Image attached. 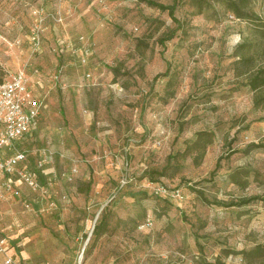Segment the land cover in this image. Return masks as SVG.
<instances>
[{"label":"rangeland","instance_id":"obj_1","mask_svg":"<svg viewBox=\"0 0 264 264\" xmlns=\"http://www.w3.org/2000/svg\"><path fill=\"white\" fill-rule=\"evenodd\" d=\"M27 1L48 14L35 52L27 29L12 45L18 28L0 0V79L24 66L45 108L21 164L44 192L16 175L10 190L0 185V228L26 261L262 264L253 249L264 244V149L247 146L264 142V104L247 75L264 63V0H180L179 24L144 0H65L61 10L57 0ZM38 148L49 150L39 169ZM148 180L178 197L154 194Z\"/></svg>","mask_w":264,"mask_h":264},{"label":"built area","instance_id":"obj_2","mask_svg":"<svg viewBox=\"0 0 264 264\" xmlns=\"http://www.w3.org/2000/svg\"><path fill=\"white\" fill-rule=\"evenodd\" d=\"M65 0H57L56 7L66 9ZM29 13L33 16V20L29 24L26 40L30 43L32 52L38 50L41 40L44 36V30L47 29L45 19L48 17L46 8L42 3L30 4L27 0H21ZM60 12V11H59ZM63 16L57 13L54 18L56 21L63 20ZM23 39L13 37L12 45H20ZM85 63V58H82ZM24 66L19 67L15 72L7 71L5 77L0 79V175L6 176L0 182L2 188L10 190L13 182L11 176H18V181L26 184L31 190L44 192L43 185L39 182L37 172L25 166H20L28 155V149L20 148L19 143L24 141L32 130L36 129L41 122L44 101L39 96H35L28 84V77ZM39 153L36 168H40L45 162L49 154L48 148H38L32 150ZM77 172L74 166L67 175V179H71L72 174ZM146 186L152 188L154 194L170 195L178 197V190H167L162 184H155L148 180ZM151 219L147 218L145 224H150ZM0 256L1 264H29L25 257L17 256L11 251L10 238L0 230Z\"/></svg>","mask_w":264,"mask_h":264},{"label":"trees","instance_id":"obj_3","mask_svg":"<svg viewBox=\"0 0 264 264\" xmlns=\"http://www.w3.org/2000/svg\"><path fill=\"white\" fill-rule=\"evenodd\" d=\"M146 1L148 4L156 6L158 8H160L161 10H167L168 14L172 17V19L179 24L176 16H175V10H176V6L178 4V2L180 0H172L171 4H162L154 1V0H144ZM231 11H233V13H235V15H237V17H241V11L240 8L238 6V4L236 2H232L231 4ZM173 36V34H169V35H165L159 38V43L161 45L164 44V42L168 39H170ZM244 42L240 43L237 45L236 47V51L237 54H239V50L240 48L242 49V47H244ZM239 49V50H238ZM239 59L241 61H244L245 57L243 55H238ZM168 70H169V65L167 64V67L165 69V71L160 74L163 76L168 75ZM159 75H155L153 79H155L156 77H158ZM247 84L249 85V87L251 88V90L254 91L255 95H254V103L255 105H261L264 104V96L261 93L262 90L264 89V63H261L260 65H258L256 68L252 69L248 75H247ZM252 147H256V148H263L264 149V142L261 141L259 143H250L247 148H252ZM219 160L217 159L215 167H217L219 164L218 162ZM194 190V189H193ZM197 192V194L201 197L202 200L204 201H208L204 196H203V192L201 190H195ZM256 198V196H251L248 198H241L238 201H230L228 203H224V202H217V204L223 205V206H241L244 204H247L249 201H251L252 199ZM102 219H100L98 222L94 223L93 226V230H92V235L94 236V238L98 237L99 235L103 234V232L105 231L106 227H107V222H106V216H102ZM255 250L257 253L264 251V244H257L255 246V248L253 249ZM251 250L245 252L247 254L250 253ZM199 264H225L224 262H222L220 259H215L214 261H210L208 259H206V257L202 256V258L199 261ZM264 264V262L262 263Z\"/></svg>","mask_w":264,"mask_h":264},{"label":"crops","instance_id":"obj_4","mask_svg":"<svg viewBox=\"0 0 264 264\" xmlns=\"http://www.w3.org/2000/svg\"><path fill=\"white\" fill-rule=\"evenodd\" d=\"M9 6H10V9H11V13L9 14V17H8V21H10V23L15 27V28H18L17 29V35L16 36H19L20 38H22L23 39V37L24 36H22V35H24L23 33H22V31L21 30H23V29H27V31L25 32V34L28 32V27H29V24L31 23V21L33 20V16L29 13V11L23 6V5H21V0H9ZM26 12V13H25ZM24 14H26L27 15V17H28V15H30V17L31 18H25L24 17ZM11 15V16H10ZM56 34V33H55ZM26 36V35H25ZM58 37L59 38H63L64 37V34H60V35H58ZM25 40H26V38H24ZM23 39V40H24ZM17 51H18V53H21L20 51H23V49H21L20 50V48H18L17 49ZM19 67H21V66H19ZM18 67V68H19ZM17 68V69H18ZM16 69V70H17ZM15 70V71H16ZM7 71H9V72H11L10 70H7ZM14 71V72H15ZM28 84H29V82H28ZM30 86V85H29ZM31 88V87H30ZM40 124H41V122L39 123V126L36 128V129H34V130H32V132L29 134V136L24 140V141H22L21 143H19L18 144V146L20 147V148H26V145H28V143H29V139L32 137V134L36 131V130H38L39 129V127H40ZM26 159V158H25ZM24 159V160H25ZM24 160L23 161H21L20 163H19V165L20 166H24V165H21L23 162H24ZM76 166V165H75ZM70 171V170H69ZM78 171V170H77ZM77 172H75V174H76ZM75 174H72V178L71 179H67V178H65L67 181H72L73 180V178H74V176H75ZM12 177V176H11ZM4 178H6V176H4V175H0V182L2 181V180H4ZM30 190V189H29ZM33 200L34 201H37L38 199H37V196H35L34 198H33ZM0 230L2 231V232H4V230H2L1 228H0ZM5 233V232H4ZM10 244H11V251L12 252H14L17 256H20V257H25L22 253H21V251L18 249V247L16 246V244L15 243H13L11 240H10ZM0 264H1V256H0Z\"/></svg>","mask_w":264,"mask_h":264},{"label":"water","instance_id":"obj_5","mask_svg":"<svg viewBox=\"0 0 264 264\" xmlns=\"http://www.w3.org/2000/svg\"><path fill=\"white\" fill-rule=\"evenodd\" d=\"M93 226H94V224H93ZM93 226H92V228H91V231H90V233H89V234H91V233H92V230H93Z\"/></svg>","mask_w":264,"mask_h":264}]
</instances>
